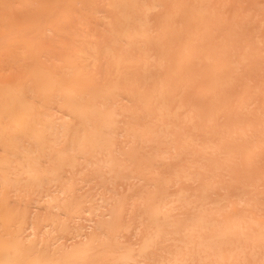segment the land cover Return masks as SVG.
Instances as JSON below:
<instances>
[{
  "label": "bare ground",
  "instance_id": "bare-ground-1",
  "mask_svg": "<svg viewBox=\"0 0 264 264\" xmlns=\"http://www.w3.org/2000/svg\"><path fill=\"white\" fill-rule=\"evenodd\" d=\"M0 264H264V0H0Z\"/></svg>",
  "mask_w": 264,
  "mask_h": 264
}]
</instances>
